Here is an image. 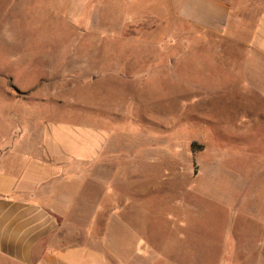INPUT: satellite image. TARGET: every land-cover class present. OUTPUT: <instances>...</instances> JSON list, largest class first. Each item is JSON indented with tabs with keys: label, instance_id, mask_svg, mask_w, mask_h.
<instances>
[{
	"label": "rangeland",
	"instance_id": "obj_1",
	"mask_svg": "<svg viewBox=\"0 0 264 264\" xmlns=\"http://www.w3.org/2000/svg\"><path fill=\"white\" fill-rule=\"evenodd\" d=\"M68 4L0 0V129L106 155L126 264H264V62L150 0Z\"/></svg>",
	"mask_w": 264,
	"mask_h": 264
},
{
	"label": "crops",
	"instance_id": "obj_2",
	"mask_svg": "<svg viewBox=\"0 0 264 264\" xmlns=\"http://www.w3.org/2000/svg\"><path fill=\"white\" fill-rule=\"evenodd\" d=\"M91 1L69 0L66 13L82 16ZM150 1L149 10L221 35L247 56L264 62V0ZM12 127L0 129V261L126 264L121 259L123 244L116 237L122 232L124 238L135 239L126 218L135 193L126 195L123 203L117 192L104 190V182H111L106 177L118 173L103 170L99 162L106 155L98 152L92 157L85 137H70L55 127L38 125L35 134L11 137ZM93 159L97 166L89 167ZM106 183V188L112 186ZM135 240L140 250L142 239Z\"/></svg>",
	"mask_w": 264,
	"mask_h": 264
}]
</instances>
